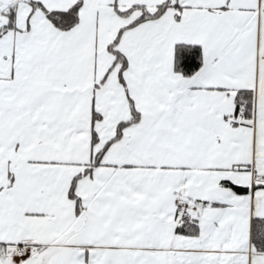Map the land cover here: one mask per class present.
Returning <instances> with one entry per match:
<instances>
[{"label": "snow or ice", "instance_id": "snow-or-ice-1", "mask_svg": "<svg viewBox=\"0 0 264 264\" xmlns=\"http://www.w3.org/2000/svg\"><path fill=\"white\" fill-rule=\"evenodd\" d=\"M0 264H264V0H0Z\"/></svg>", "mask_w": 264, "mask_h": 264}]
</instances>
